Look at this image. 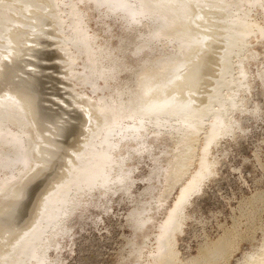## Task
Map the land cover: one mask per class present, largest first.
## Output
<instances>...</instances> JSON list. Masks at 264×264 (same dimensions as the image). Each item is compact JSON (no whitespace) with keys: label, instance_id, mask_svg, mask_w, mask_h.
Returning a JSON list of instances; mask_svg holds the SVG:
<instances>
[{"label":"bare ground","instance_id":"bare-ground-1","mask_svg":"<svg viewBox=\"0 0 264 264\" xmlns=\"http://www.w3.org/2000/svg\"><path fill=\"white\" fill-rule=\"evenodd\" d=\"M88 11L106 34L118 23L115 44L90 32ZM253 37L264 45V0H0V264H63L50 252L100 200L130 199L145 158L125 264L152 236L143 264H226L237 225L186 262L178 237L223 141L259 116ZM243 262L264 264V244Z\"/></svg>","mask_w":264,"mask_h":264},{"label":"rangeland","instance_id":"rangeland-1","mask_svg":"<svg viewBox=\"0 0 264 264\" xmlns=\"http://www.w3.org/2000/svg\"><path fill=\"white\" fill-rule=\"evenodd\" d=\"M87 15L90 32L97 33L101 42L107 41L111 44L117 42V37L121 34L118 23H114L112 32L106 34L103 32L104 24L100 22V19L96 18L91 11H88ZM253 15L255 18L258 16L255 13ZM257 19L260 21L259 16ZM253 39L254 37L250 40L252 45L249 44L248 51L252 52L253 49L255 50L253 52L258 51L257 53L259 54L258 65L254 63L252 67L250 66L252 68H250V71L255 74L264 67V48H262L264 45L260 44L256 39L253 41ZM132 48L133 45L127 47L126 51L129 53ZM260 62L262 64H259ZM259 65L261 68H259ZM75 69H78V66ZM253 80L251 85V94L253 95L250 94L248 97L251 99V101L249 99L248 107L251 108L254 102L259 104L261 110L257 117L258 119L252 118L249 114L246 117L243 115L244 133H239L240 135L236 141L229 139L226 140L227 142L223 141L222 149H226L227 152L225 154L226 157L225 155L222 156L220 152L217 154L221 161L223 159L222 166L219 167L220 173L212 178L199 197H195L196 201L188 208V212L192 217L186 221L184 233L178 237V250L183 261L192 259L193 255L194 257L198 256L200 248L206 244L216 242L217 239L219 240L224 236V233L233 230L236 225L239 238L236 243V249L226 264L244 263L243 261H245L249 253H255L264 244V86L261 87L258 81ZM155 152L159 153V150ZM146 159L141 161V165L138 164V170L133 175L135 179L137 178L132 189V197H135L133 199L135 201L134 204L132 197L126 200L127 198H121V193L113 197V203H108L104 199L100 200V207H90L85 212L84 217L78 220L71 233V238L62 240L61 249L57 252L53 250L50 252L52 259L58 257L59 261H64L63 264H125L133 261V257L129 255V241L138 240L137 242H140L141 239L137 238L136 240L133 236L132 229L127 223V215L136 206L139 201L138 198L140 200L145 198L140 195L143 194V188L146 186L147 181L144 182L139 178L147 176L153 165L152 161L149 159L146 161ZM175 193L176 190L170 196L171 199L169 198L166 201L164 207L169 206L171 200L175 197ZM121 199H125V202ZM244 200L245 204H243ZM103 203H105V206ZM240 205L247 212H242ZM107 206H113V208L111 207L113 210L104 211ZM160 217L158 216V218ZM245 234H247L246 237L244 236ZM147 243L149 244H147V250L145 249L144 257L138 264H143L144 260L147 259L146 254L154 245V237L152 236Z\"/></svg>","mask_w":264,"mask_h":264}]
</instances>
